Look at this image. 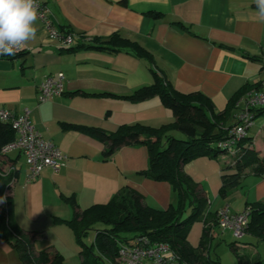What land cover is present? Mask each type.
<instances>
[{
    "label": "crops",
    "instance_id": "obj_1",
    "mask_svg": "<svg viewBox=\"0 0 264 264\" xmlns=\"http://www.w3.org/2000/svg\"><path fill=\"white\" fill-rule=\"evenodd\" d=\"M40 1L47 6L57 31L86 39L118 33L138 42L153 55L154 69L165 75L175 90L183 94L202 92L214 101L216 113L225 111L231 99L244 90L234 102L229 123L234 122L240 97L264 72V23L256 19L254 0ZM36 26V37L27 42L22 53L0 58V108L17 113L28 108L36 129L62 152L64 166L58 170L46 167L30 179L24 155L14 150L0 155V179L12 176L8 193L15 221L26 233H37L35 251L50 248L67 258L76 236L66 223L56 221L73 217L75 209L66 197L74 196L79 207L87 209L109 203L128 186L143 195L148 206L161 210L168 209L176 197L169 182L140 175L149 165L146 146H126L111 161H104V146L99 140L66 129L65 124L115 132L134 123L158 128L175 118L159 96L139 102L122 98L153 82L146 59L126 51H68L62 49L59 40L50 38L40 19ZM59 73L65 76L64 93L41 102L39 86ZM254 148L264 156V148L257 147L255 137ZM224 160V156H201L185 165L187 174L204 189L210 205L211 199L217 203L221 198ZM229 195L224 206L209 210L218 213L224 207L241 212L250 210L247 203H264V177L247 175ZM236 197H244L241 208L234 206ZM214 227L211 234L218 238ZM203 232L204 224L201 238ZM188 239L193 247L199 246L200 242H192L194 238ZM236 245L249 250L254 247ZM0 264H23L16 249L1 236Z\"/></svg>",
    "mask_w": 264,
    "mask_h": 264
},
{
    "label": "trees",
    "instance_id": "obj_2",
    "mask_svg": "<svg viewBox=\"0 0 264 264\" xmlns=\"http://www.w3.org/2000/svg\"><path fill=\"white\" fill-rule=\"evenodd\" d=\"M177 24L186 28L181 22ZM223 47L235 50L231 46ZM62 49H95L111 53L126 51L146 59L151 66L153 82L122 98L139 102L159 96L175 118L173 122L158 128L134 123L122 125L115 132L94 126L65 124L66 129H75L99 140L104 146V161H111L126 146H146L149 165L140 175L169 182L176 197V201L166 210L148 206L143 195L128 186L122 187L109 203L96 204L87 209H81L74 196L66 197V201L75 209L73 217L69 220L57 218L56 221L66 223L82 247L81 261L78 264H105V261L115 264L120 243L129 242L138 235L166 242L187 264H219L207 253V245L213 238L211 228L219 223L218 213L209 210L204 189L187 174L185 165L201 156L218 159L221 154L227 153L218 148V143L229 138V129L234 124L229 123V118L235 108L234 102L244 90L231 99L225 111L216 113L215 103L211 98L202 92L183 94L175 90L165 75L154 69L153 55L138 42L118 33L108 38L86 39L80 36L76 38L74 45L63 46ZM246 89L248 88L245 87ZM261 115H264V107L257 110L256 118ZM174 131L183 133L185 138H176ZM14 138V129L0 121V148ZM228 157L223 162L220 196L227 197L239 188L249 174L264 177V156H260L254 148V136L250 132ZM11 185L12 176L1 177L0 199L4 202L0 203V236L17 250L23 264H71L57 250L48 248L41 252L35 251L34 240L37 233H26L15 221L13 202L8 193ZM247 204L251 206L248 209L250 220L246 234L264 242V203ZM189 211L190 215L185 218ZM196 221L203 222L204 232L199 246L193 247L188 235ZM99 223L105 224V228L96 230L93 244L87 246L82 238ZM127 234L132 236L126 237ZM232 249L239 264H264V258L256 248L249 250L233 244Z\"/></svg>",
    "mask_w": 264,
    "mask_h": 264
},
{
    "label": "built area",
    "instance_id": "obj_3",
    "mask_svg": "<svg viewBox=\"0 0 264 264\" xmlns=\"http://www.w3.org/2000/svg\"><path fill=\"white\" fill-rule=\"evenodd\" d=\"M36 3L38 19L48 28L50 38L59 40L62 46L74 45L76 42L74 34L53 28L47 6L40 0H36ZM23 50L24 48L16 55ZM64 82L63 73L47 77L39 86V100L43 102L62 95L65 90ZM236 107L237 112L234 115V124L229 129V138L218 143V148L227 152L233 147L237 148L238 143L248 136L254 125L257 110L264 107V72L260 80L240 97ZM0 121L9 124L15 131V138L0 148V155L14 150L20 151L29 166L30 179L37 177L46 167L58 170L64 166L62 152L36 129L31 122L28 108L23 109L21 113L0 108ZM218 219V225L222 230L229 229L235 237H242L249 225V210L231 213L228 208H223L218 212ZM115 264H187V262L166 242L151 240L147 235H138L129 242L120 243Z\"/></svg>",
    "mask_w": 264,
    "mask_h": 264
},
{
    "label": "rangeland",
    "instance_id": "obj_4",
    "mask_svg": "<svg viewBox=\"0 0 264 264\" xmlns=\"http://www.w3.org/2000/svg\"><path fill=\"white\" fill-rule=\"evenodd\" d=\"M263 124H264V115H261L255 119L254 125L250 131V133L254 135L256 142H257V147L259 149L264 148V131L261 130V127ZM173 134L176 138H180V139L185 138V135L179 131H174ZM235 150H236V147H233L226 154H221L220 157L223 158L224 156L225 160H228L229 159L228 155L233 153ZM247 172L249 171L247 170ZM244 180L245 178L243 179V182ZM217 195H219V192ZM229 196L230 195H228L227 197ZM227 197L221 196V198L218 200L217 203H214V201L211 199V202H213V205H210V202H209V207H211L214 210L215 208L218 207V205L221 207L224 206L226 204L224 199ZM234 200H235L234 206H237L240 208L243 206L242 204L244 202V197H240V198L236 197L234 198ZM231 210H229L231 213H235L234 211H231ZM190 213H191L190 211L187 212L185 214V218L188 217ZM105 226H106L105 224L99 223L93 229L89 230L87 235L82 238L83 243L86 244L87 246H91L95 239L96 230L103 229L105 228ZM213 230L216 232L217 235H219L220 238L219 237L212 238L209 240V243L207 245V253L209 254V257L212 260H217L219 264H239L238 257L236 256V254L234 253L232 249V245L236 243L239 244L240 246H244L246 244L255 245L254 247L258 250L260 255L264 258V242L257 241V239L251 236L250 234H245L242 237H235L231 230L229 229L222 230L219 226L217 227V225H215ZM195 231H196V234H195ZM202 231H203V222L196 221L192 225L189 231V235H188L192 239L194 238L193 239L194 241L192 240L194 244H197V245L199 244ZM131 236L132 234L126 235V237H129V238ZM254 247H253V250H255ZM71 248L72 249H69L70 251H68L66 261L71 264H78L81 261L80 250L82 249V247L80 246L79 242L75 240ZM105 264H113V263L109 261H105Z\"/></svg>",
    "mask_w": 264,
    "mask_h": 264
},
{
    "label": "clouds",
    "instance_id": "obj_5",
    "mask_svg": "<svg viewBox=\"0 0 264 264\" xmlns=\"http://www.w3.org/2000/svg\"><path fill=\"white\" fill-rule=\"evenodd\" d=\"M254 2L256 19L264 23V0ZM37 20L36 0H0V56H14L34 39Z\"/></svg>",
    "mask_w": 264,
    "mask_h": 264
}]
</instances>
